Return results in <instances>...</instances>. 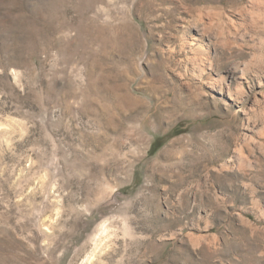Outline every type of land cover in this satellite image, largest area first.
<instances>
[{"label":"rangeland","instance_id":"1","mask_svg":"<svg viewBox=\"0 0 264 264\" xmlns=\"http://www.w3.org/2000/svg\"><path fill=\"white\" fill-rule=\"evenodd\" d=\"M0 264H264V0H0Z\"/></svg>","mask_w":264,"mask_h":264},{"label":"bare ground","instance_id":"2","mask_svg":"<svg viewBox=\"0 0 264 264\" xmlns=\"http://www.w3.org/2000/svg\"><path fill=\"white\" fill-rule=\"evenodd\" d=\"M107 230V228L106 227H103V232H105ZM101 233H102V231H101ZM103 235V234H102ZM101 239V238H100ZM99 242H101V241H99Z\"/></svg>","mask_w":264,"mask_h":264}]
</instances>
